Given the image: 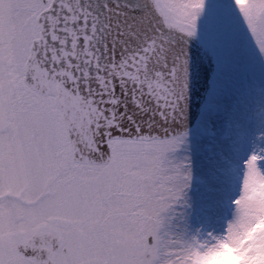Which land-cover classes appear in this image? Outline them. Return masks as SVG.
Returning <instances> with one entry per match:
<instances>
[{
    "label": "snow or ice",
    "instance_id": "6c2138e0",
    "mask_svg": "<svg viewBox=\"0 0 264 264\" xmlns=\"http://www.w3.org/2000/svg\"><path fill=\"white\" fill-rule=\"evenodd\" d=\"M0 264H264V0H0Z\"/></svg>",
    "mask_w": 264,
    "mask_h": 264
}]
</instances>
